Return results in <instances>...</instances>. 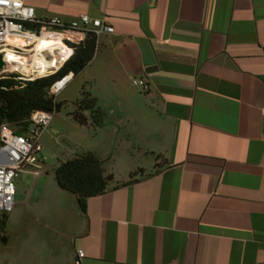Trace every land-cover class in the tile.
Here are the masks:
<instances>
[{
    "label": "crops",
    "instance_id": "0c3cea01",
    "mask_svg": "<svg viewBox=\"0 0 264 264\" xmlns=\"http://www.w3.org/2000/svg\"><path fill=\"white\" fill-rule=\"evenodd\" d=\"M25 3L39 19L86 14L115 29L86 68L108 81L110 95L92 98L114 180L83 212L36 177L43 215L57 210L47 264H264V0Z\"/></svg>",
    "mask_w": 264,
    "mask_h": 264
},
{
    "label": "built area",
    "instance_id": "2783aa9c",
    "mask_svg": "<svg viewBox=\"0 0 264 264\" xmlns=\"http://www.w3.org/2000/svg\"><path fill=\"white\" fill-rule=\"evenodd\" d=\"M29 27H34L35 30ZM114 32V27L106 19H93L86 14L71 22H65L59 17L39 19L36 16V9L26 5L25 0H0V51L6 62L5 69L0 71V79L16 75L18 80L30 82L52 75L74 55L75 46L83 43L87 37L96 36L99 46L103 35ZM17 39H22L24 45L13 43ZM58 42L62 43L66 53H69L68 59L59 68H51L46 75H39L37 70L27 74L19 64L6 59L5 49L8 48L23 57L31 66L35 57H44L51 61L55 52L61 53V49L56 48ZM73 79L74 74L70 73L58 80L51 87L50 95L56 98ZM132 82L142 93L150 91V84L146 80L133 79ZM56 113V109L51 112L33 113L23 132L8 124L0 127V213L9 214L14 210L16 180L22 173H29L35 177L47 173L42 162L43 146L40 140ZM77 256L78 259H82L85 255L83 251H79Z\"/></svg>",
    "mask_w": 264,
    "mask_h": 264
},
{
    "label": "rangeland",
    "instance_id": "374dc122",
    "mask_svg": "<svg viewBox=\"0 0 264 264\" xmlns=\"http://www.w3.org/2000/svg\"><path fill=\"white\" fill-rule=\"evenodd\" d=\"M102 40L100 38V41ZM99 50L100 48L97 49L95 57L99 54ZM96 76L102 78V81L98 80L95 83L94 78ZM105 79L106 76L99 75L97 67L94 65L77 75L56 97L57 102L63 106L61 111L55 114L51 125L40 140V144L43 146L42 162L47 170L40 181L47 179L50 183L54 182L57 185L55 169L61 162L83 156L88 152L94 153L97 157H103L102 154L110 145V136L107 132H103L93 120L88 126L80 125L75 120L74 113L78 104L88 95L91 97L110 95L107 86L108 81L104 82ZM130 86L133 90L141 92L133 83H130ZM91 114L92 112L88 111L87 116L91 118ZM121 158L124 159L123 156ZM123 164L125 163L122 162ZM122 165L118 169L119 174L125 172V166L122 167ZM35 179L36 177L29 173H22L16 180V206L9 213L10 220L8 219L5 231H0V264H47L50 249L55 251L59 259L60 249L57 250L56 244L54 242L49 243V238H45L46 233L47 235L51 234L52 240L57 238V233L51 228L54 222L53 217H57V210L51 211L50 209L48 216L43 215V212L47 213L45 206L48 205V201L42 195L43 184L35 183ZM29 229L32 231L40 230L42 236L40 237L39 233L33 232L28 241L26 232ZM45 231L47 232L45 233ZM33 239L34 243L32 242L30 245ZM24 244L30 246L23 249ZM35 249L37 250L36 253H34ZM62 255L65 256V253Z\"/></svg>",
    "mask_w": 264,
    "mask_h": 264
},
{
    "label": "trees",
    "instance_id": "16d2710c",
    "mask_svg": "<svg viewBox=\"0 0 264 264\" xmlns=\"http://www.w3.org/2000/svg\"><path fill=\"white\" fill-rule=\"evenodd\" d=\"M97 48L98 39L91 35L75 46L74 55L52 75L30 82H22L16 75L0 79V127L8 124L23 132L33 113L55 109L60 112L63 104L50 95L51 87L70 73L75 78L83 72L94 59ZM53 66L56 67V61ZM96 102L88 95L78 104L74 118L80 125L88 126L92 120L97 122L100 118ZM88 111L92 112L91 118L85 115ZM55 177L62 190L76 197L83 212L87 211V201L108 192L114 180V176L105 171L102 160L92 152L61 162L55 169ZM8 219L9 214L0 213L1 232L5 231Z\"/></svg>",
    "mask_w": 264,
    "mask_h": 264
},
{
    "label": "bare ground",
    "instance_id": "6f19581e",
    "mask_svg": "<svg viewBox=\"0 0 264 264\" xmlns=\"http://www.w3.org/2000/svg\"><path fill=\"white\" fill-rule=\"evenodd\" d=\"M13 43H18V45H24V41L22 39H17ZM47 44V43H45ZM44 44V45H45ZM57 49H61V53L57 54L55 52L54 58L49 61L46 58L42 57H35V60L32 63V66L29 65L25 59L19 55H17L12 49L6 48L5 52L6 54V59L10 61L11 63H17L21 66L22 70L26 72L27 74H32L34 73L35 70L38 71L40 75H46L48 74L49 71H51V68L57 69L61 66V64L68 59L69 53H66V50L64 49V46L62 43L58 42L57 44ZM53 61H56V67L53 66Z\"/></svg>",
    "mask_w": 264,
    "mask_h": 264
},
{
    "label": "water",
    "instance_id": "95a60500",
    "mask_svg": "<svg viewBox=\"0 0 264 264\" xmlns=\"http://www.w3.org/2000/svg\"><path fill=\"white\" fill-rule=\"evenodd\" d=\"M29 29L35 30L34 27H29ZM5 67H6L5 58H4L3 54H2V52L0 51V71L1 70H4ZM157 70H158V67L157 66H151V67H148L146 69V72L150 74V73H153V72H155Z\"/></svg>",
    "mask_w": 264,
    "mask_h": 264
}]
</instances>
